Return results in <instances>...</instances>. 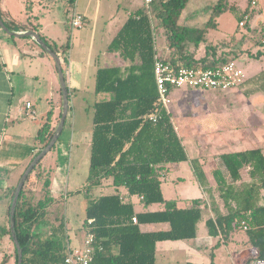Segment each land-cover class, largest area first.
Wrapping results in <instances>:
<instances>
[{"label": "trees", "instance_id": "1", "mask_svg": "<svg viewBox=\"0 0 264 264\" xmlns=\"http://www.w3.org/2000/svg\"><path fill=\"white\" fill-rule=\"evenodd\" d=\"M189 1L153 0L147 8L132 12L108 45L110 52L118 53L130 63L102 67L96 73L97 99L93 104L90 169L85 189L89 192L104 178L111 177L113 184L126 188L129 196H139L145 205L162 203L163 208L136 210L134 203L121 192L92 198L85 208L83 227L85 234L93 232L95 235L93 264H156L158 241L197 236L203 206L210 207L213 213L205 221L210 236H220L227 242L236 231L243 230L241 223L246 221L250 225L244 230L246 243L257 250L255 258H264V149L254 147L220 155L228 176L222 169L215 168L213 177L224 211L198 157L190 162L200 186L210 196L209 203L205 199H196L190 206L179 207L175 199H166L163 194L162 171L165 165L188 161L189 156L171 112L159 100L154 69L156 59L168 60L177 67L216 68L235 61L244 53L258 59L264 55L260 49L252 54L245 46L246 39L252 35L250 29L234 45L224 47L223 43L209 40V31L218 27V18L226 11L224 0H219L213 7L203 26L181 23L182 12ZM5 24L13 30L38 31V25L29 27L17 25L14 21H5ZM161 29L166 35L168 56L157 55L156 33ZM42 37L59 54V45ZM69 41L70 37L62 45L63 50L68 48ZM257 46H264V39L258 41ZM201 48L203 54H199ZM41 51L51 57L42 47ZM62 59L66 63V57ZM258 91L264 93V70L255 76L254 85L245 90L247 95ZM51 112L37 132L38 149L31 160L48 144L55 131ZM151 112H156L157 121L145 118ZM56 146L57 143L36 164L18 199L16 230L23 247V264H65L66 223L57 219L53 223L46 221L50 205L64 200V196L51 197L53 169L44 164V159ZM30 183L33 185L28 186ZM38 184L43 194L34 202L28 195L27 186L34 190ZM15 188L13 186L10 191L9 208ZM134 216L138 220L136 223ZM90 218L94 219L92 224L88 223ZM162 222H167L169 228L152 231L141 228V224ZM5 231L11 236L9 227ZM14 255L17 264L16 249ZM6 262L7 257L0 264Z\"/></svg>", "mask_w": 264, "mask_h": 264}, {"label": "crops", "instance_id": "2", "mask_svg": "<svg viewBox=\"0 0 264 264\" xmlns=\"http://www.w3.org/2000/svg\"><path fill=\"white\" fill-rule=\"evenodd\" d=\"M77 1L78 0L71 1L70 5H68L69 7H64L61 14L54 10L56 6V0H0V13L2 10L1 17L4 22L14 21L17 25L23 24L28 25L29 27L38 25L37 32L44 36L49 42L59 45L60 52L58 55L62 60L66 83L69 89V99L71 103L69 112L71 109H74V117L77 116V111L75 107L76 104L73 102L74 99L72 98L77 97L80 92L86 89V79H90L91 75H93L96 81V73L99 68L116 66L101 65V56L103 55V50H106L107 52L122 58L118 53L110 52L108 50V45L119 31L121 26L126 22L131 13L136 11L127 8V10H125L120 16L119 22L116 26L117 28L114 32H106L105 29L103 32H98V23L100 20V7L98 6L93 18V29H91L90 32H88V30L82 29L73 34L74 26L72 25L71 21L75 11L81 13L84 16V24L85 20H90L87 15L90 12V8L87 6L83 10H80L79 3ZM124 1H127L128 7L132 5L131 0ZM143 8H147L146 4ZM259 18H261L259 14L255 16L254 19H256V22L255 25L252 26L253 28L259 22ZM218 28L219 27L211 30H217ZM28 30L32 29L13 31L24 32ZM211 30L208 34L209 40L212 42H217L216 40L218 36L211 37ZM69 34L70 36H75L74 40L72 42L71 37L68 48L63 50L61 47L67 42L66 39L68 38L67 36ZM107 34L108 36H106ZM253 52L255 53L256 51L254 50ZM95 54H100V61L96 59L95 62H93V57H95ZM105 56L107 57L108 55ZM62 57H66V63L63 62ZM262 57L259 59H262ZM122 60L123 61L117 64V66H126L130 63L128 60L123 58ZM0 64V203L3 204V222L0 225V230L4 235L1 240L3 243L0 246L4 248L3 251L8 249V251L3 255L2 260L7 257L6 264H15L16 258L14 252L16 247H14V251L10 248L12 242L14 243V241L5 231L6 227H9L8 211L10 191L13 186H17L20 177L31 161V157L38 149L36 135L39 128L46 121L49 111H52L51 123L53 126L57 127L61 118H59V114L62 112L63 101L56 63L53 57H49L47 54L41 51V46L32 37L12 36L0 27ZM262 70H264V68ZM255 76L249 77L247 75L248 79L246 84L238 88L231 89L229 92L225 93H227L230 97L242 95L246 100V102H244L249 104L251 108H253V111L262 113L264 110V93L262 91H258L251 95H247L245 92V90L250 87V82L254 84ZM93 89L95 92V82L93 84ZM238 89L241 93L238 91ZM192 90L211 91L208 89L189 87L175 89L173 91V101H176V98L180 95L187 96L188 94L193 93ZM239 93L240 95H238ZM27 101H30L33 104L32 110L36 113L35 117L26 115ZM168 110L173 115V108L169 107ZM209 111L212 113L211 116L203 118L204 120H213V113L215 110L211 109ZM68 115L64 124L63 132L59 141L57 142L55 150L50 152L44 159L45 166L53 169L51 172L50 186L52 198L59 197V195L66 191L67 188L66 169L69 167V152L72 143H74L76 140V131L73 129L74 123H76V118L73 120L74 122L72 123L71 127L67 128ZM239 136L240 131L238 133L234 131L230 133L229 131V134L227 132L226 134H223V136L219 135L216 137L218 139L216 143H206L204 146H201L198 151V156L194 157L200 158L201 155L206 153L205 151L210 152L211 155L216 154L215 152H217V154L220 156L222 153L218 151L226 149L230 144L235 146L247 144ZM9 144L12 146L11 148H8ZM208 144L211 145L209 146ZM245 149L249 148H239L236 151ZM18 151L21 153L19 156L20 161H16L14 164H11V161L9 162V155L18 153ZM187 154L189 156L188 161L190 162V159L194 157L189 155L188 152ZM174 166H177V163L166 164V173L162 177L166 178L169 175V171H171L172 167ZM180 177L181 176H179V178ZM195 179L198 182L196 176ZM200 189L202 190L203 194L201 193L202 196H200L199 199H205L207 203H209V194L203 190L201 186ZM34 190L36 193L43 194L40 184H38ZM119 192L126 195V198L131 200L136 208V202L132 200V197L135 195L129 196L126 188H124V191ZM137 199L143 205V207H145L141 210L148 209L146 207L151 205L143 204L139 196H137ZM170 199H175L179 207L190 206L193 203L192 199ZM51 206L52 205H50V207ZM221 209L224 211L223 208ZM136 210L140 209L136 208ZM212 214V210L209 207L208 217H210ZM207 218H204L203 214L202 219H205L204 221H206ZM154 224L155 223L141 224V228L143 231H152L168 229L170 226L167 222H162V228L152 229ZM85 235L84 227L83 231L76 232L74 236L71 237L69 235L67 249L82 247ZM8 236L12 241L9 240ZM198 236L199 234L197 231V236L192 239L158 241L156 244V264H159V254L162 255L160 264H210V261H208V256L213 249V245L215 247H219L221 244L227 243L232 238L231 237L227 242H225L220 236H210L208 234L206 224L205 232L203 235H201L202 238L198 239ZM207 236L212 237L211 240H207V238H205ZM246 241L247 238L243 241V248L239 249L237 252H234L233 264H243L244 262H247V254L249 252L257 253V250L254 247L245 243Z\"/></svg>", "mask_w": 264, "mask_h": 264}, {"label": "rangeland", "instance_id": "3", "mask_svg": "<svg viewBox=\"0 0 264 264\" xmlns=\"http://www.w3.org/2000/svg\"><path fill=\"white\" fill-rule=\"evenodd\" d=\"M71 1L74 0H56L54 10L62 14L63 8L70 5ZM256 1L257 3L254 5L252 3L253 0H224L226 11H224L218 19L219 28L217 30H211L210 32L211 37L218 36L217 42L215 43H223L224 47L227 45H234L240 37L244 34L247 35V29H250L252 35L246 39L245 46L250 49L252 54H254L252 51H257L259 48L261 51L264 50V46L257 47L258 41L264 39V0ZM77 2L79 3L80 10H83L87 6L90 8V12L87 14L90 20H85V24L82 28L73 27V34L82 29L88 30V32L93 29V18L98 6L100 7L98 32H103L104 29L106 32H114L117 28L116 26L120 16L127 8L130 10H138L145 6V0H131L132 5L130 7H128L127 1L124 0H78ZM218 2L219 0H190L182 12L180 22L188 25L203 26L209 20L212 9ZM258 14L261 18H259V22L253 28L252 26H254L256 22L254 18ZM247 15L248 17H246ZM241 21H245L244 26L241 25ZM106 36H108V34ZM165 36V32L162 29L156 33L157 53L159 56H168L169 54ZM67 37L66 41H68L69 37H72L73 42L75 36H70L69 34ZM203 53L204 49L201 48L199 54ZM105 55L108 56L106 57ZM96 59L100 61V54H95L93 62H95ZM122 61V58L103 50L101 65H117ZM236 63L245 70L249 77H253L258 75L264 68V55L262 59H258L249 55V53H244L236 59ZM85 82L87 84L86 89L80 92L77 97L72 98L74 99L73 102L76 104L77 116L74 117V109H71L68 115L67 128L71 127L74 122L73 120L76 118V123H74L73 126V129L76 131V140L72 143L69 152V167L66 169L67 188L66 191L59 195L64 196V200L53 203L46 216V221L49 223L56 222V219L65 221L67 228V232L64 236L65 242L68 241L69 235L72 237L76 232L83 231L85 208L92 198L101 194L124 191L123 186L116 187L113 184V179L111 177L104 178L101 184L91 187L89 192L85 189L90 169L93 104L97 99L93 89V84L95 82L93 75H91L90 79H86ZM253 85L254 84L250 82V87ZM192 92L193 93L187 96L180 95L176 98V101H173L171 104L172 106H170V108H173L172 119L174 125L179 136L183 139L189 155L193 157L198 156V151L201 146H204L206 143H216L218 141L216 137L219 135L223 136V134L227 132L229 134V131L230 133L233 131L238 133L240 131L239 137L247 144L241 146L230 144L226 149H223L224 151L220 150L218 152H233L239 148L244 149L252 147L264 149V110L262 113L253 111V108L245 103L246 100L242 95L230 97L225 93L229 92V90H192ZM240 93L238 95H240ZM211 109L215 110L213 113V120H204L203 118L211 116L212 113L209 111ZM208 145L210 146L211 144ZM11 147L12 146L9 144L8 148ZM205 152L206 155H201L200 160L205 166L204 169L207 172L218 204L221 208L225 209L219 197L216 181L213 177V170L215 168H220L227 176L228 174L217 152L213 155H211L210 152ZM20 154V151H18V153L9 155V162L11 161V164H14L16 161L19 162ZM35 173L38 174L37 171ZM165 173L166 167L162 171V176H164ZM179 176L181 177L179 178ZM244 178L247 179L248 176L244 174ZM44 179L46 178L44 177ZM228 180H230L229 177ZM43 183L44 180H42V184ZM32 185L33 183H30L28 186ZM28 186V195L34 199V202H37L38 199L42 197V194L34 192L35 190H32ZM162 190L166 199L181 198L183 200H196L203 194L199 183L195 179L193 167L189 161L177 163V166L172 167L171 171H169V175L166 178H162ZM132 200L136 202L137 209L141 210L145 208L138 201L136 195L132 197ZM162 206V203H155L146 208L155 210L162 208ZM203 208L204 218H207L209 215V208L205 206H203ZM2 209L3 204L0 203V225L3 222ZM204 220L205 219H202L198 225V239L202 238L201 235L205 232ZM162 225L161 223H155L152 229L162 228ZM3 237L4 235L0 230V245L3 243L1 241ZM205 238L211 240L212 237L207 236ZM246 238V232L239 229L227 243H223L219 247L213 245V249L208 256V261H210V264H233V254L243 248V241ZM14 247V243L12 242L10 248L13 251ZM3 249L4 248L0 246V261L3 255L8 251V249L4 251ZM256 254V252H249L247 254V261L255 258ZM161 256V254L158 255L159 264L162 260Z\"/></svg>", "mask_w": 264, "mask_h": 264}, {"label": "built area", "instance_id": "4", "mask_svg": "<svg viewBox=\"0 0 264 264\" xmlns=\"http://www.w3.org/2000/svg\"><path fill=\"white\" fill-rule=\"evenodd\" d=\"M152 2L153 0H145L147 7ZM252 3L255 5L257 1L253 0ZM71 23L74 27H82L84 25V16L75 11ZM244 24L245 21H241V25ZM154 69L159 100L167 109L173 102V91L175 89L189 87L214 91H228L242 86L248 79L245 70L236 63V60L229 61L216 68H205L201 66L177 67L168 60L157 58ZM32 108L33 104L27 101L26 115L35 117L36 113ZM145 118L155 122L158 116L156 112H151ZM93 221L94 219L90 218L88 223L92 224ZM133 221L135 223L138 221L136 216L133 217ZM241 228L247 230L250 228V225L246 221H242ZM94 242V233H87L82 247L67 249L65 264H93L96 252ZM243 264H264V258H253Z\"/></svg>", "mask_w": 264, "mask_h": 264}, {"label": "water", "instance_id": "5", "mask_svg": "<svg viewBox=\"0 0 264 264\" xmlns=\"http://www.w3.org/2000/svg\"><path fill=\"white\" fill-rule=\"evenodd\" d=\"M0 27L5 30L7 33H9L12 36L16 37H24V36H29L35 39L39 45L46 50L51 57H53L57 69H58V75H59V81L61 85V91H62V112H61V118L60 121L55 128V131L48 142V144L38 153L33 160L28 164L26 167L25 171L23 172L22 176L20 177L18 184L15 188L13 198L10 204L9 208V228L11 231V236L14 241L17 254H18V260L17 264H23V247L19 241L18 235H17V230H16V208L18 204V199L21 194V191L24 188L25 182L29 176V174L32 172L36 164L52 149V147L58 142L59 137L61 136L64 128V124L69 112L70 108V99H69V89L66 83V78H65V73H64V68L62 64V60L59 57V55L49 46V44L43 39L42 35L33 30H28L24 32H16L11 30L3 21L0 13Z\"/></svg>", "mask_w": 264, "mask_h": 264}]
</instances>
